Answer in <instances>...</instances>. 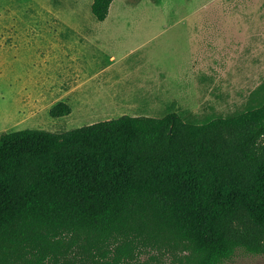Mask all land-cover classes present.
<instances>
[{
    "label": "trees",
    "instance_id": "trees-1",
    "mask_svg": "<svg viewBox=\"0 0 264 264\" xmlns=\"http://www.w3.org/2000/svg\"><path fill=\"white\" fill-rule=\"evenodd\" d=\"M111 2L93 0L96 19ZM158 244L183 250L174 264L264 254V102L0 134V264H122Z\"/></svg>",
    "mask_w": 264,
    "mask_h": 264
},
{
    "label": "rangeland",
    "instance_id": "rangeland-1",
    "mask_svg": "<svg viewBox=\"0 0 264 264\" xmlns=\"http://www.w3.org/2000/svg\"><path fill=\"white\" fill-rule=\"evenodd\" d=\"M92 2L0 0V134L173 111L199 123L264 102V0H112L103 20ZM58 101L71 112L52 116ZM182 254L147 245L122 264ZM218 264H264V254L237 249Z\"/></svg>",
    "mask_w": 264,
    "mask_h": 264
},
{
    "label": "crops",
    "instance_id": "crops-1",
    "mask_svg": "<svg viewBox=\"0 0 264 264\" xmlns=\"http://www.w3.org/2000/svg\"><path fill=\"white\" fill-rule=\"evenodd\" d=\"M111 59H112V61H114L115 60V57L114 56H111L110 57ZM108 69L109 68H107V69H104V68H102V69H99V74L101 75V74H103L104 75V72L105 71H108ZM117 69H122V68H117ZM114 71H116V69L115 70H112L111 71V78H112V80H113V82L115 83V82H117V80H118V78H116V77H114ZM148 81L150 82V78H148ZM107 82V81H106ZM144 84H146V83H144L143 81H141V83H137L136 85L137 86H139V87H143L144 86ZM147 87H150V85H148ZM143 91H145V90H143ZM152 99L154 100L152 103H149L146 107H149L150 109L152 108V107H155V102H157L158 100H160V99H163V98H157L156 96H154V97H152ZM67 103V102H66ZM134 115H143V114H134ZM145 116H150V115H147V114H144Z\"/></svg>",
    "mask_w": 264,
    "mask_h": 264
}]
</instances>
